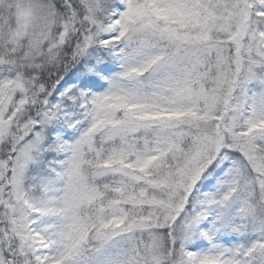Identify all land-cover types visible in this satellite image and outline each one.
Here are the masks:
<instances>
[{
    "label": "snow or ice",
    "instance_id": "obj_1",
    "mask_svg": "<svg viewBox=\"0 0 264 264\" xmlns=\"http://www.w3.org/2000/svg\"><path fill=\"white\" fill-rule=\"evenodd\" d=\"M0 264H264V0H0Z\"/></svg>",
    "mask_w": 264,
    "mask_h": 264
}]
</instances>
